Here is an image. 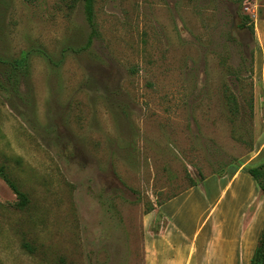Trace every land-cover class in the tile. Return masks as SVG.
I'll use <instances>...</instances> for the list:
<instances>
[{
  "label": "rangeland",
  "instance_id": "374dc122",
  "mask_svg": "<svg viewBox=\"0 0 264 264\" xmlns=\"http://www.w3.org/2000/svg\"><path fill=\"white\" fill-rule=\"evenodd\" d=\"M262 23L264 0H94L93 32L79 0H0V76L16 80L0 91V167L29 199L16 208L0 177V264H144L148 209L208 177L250 181L264 163ZM250 182L256 247L264 190ZM206 185L180 211L190 235L234 189Z\"/></svg>",
  "mask_w": 264,
  "mask_h": 264
},
{
  "label": "crops",
  "instance_id": "0c3cea01",
  "mask_svg": "<svg viewBox=\"0 0 264 264\" xmlns=\"http://www.w3.org/2000/svg\"><path fill=\"white\" fill-rule=\"evenodd\" d=\"M261 28L264 30V23ZM238 173L240 170L228 178L208 177L149 211L145 215L144 264H248L255 249L260 221L246 217L248 203L256 194L250 182L254 178L248 175L249 181L247 176L238 177ZM239 178L243 183L235 184ZM254 182L259 188L256 180ZM206 183L211 184L210 187L225 185L227 191L234 189L227 208L221 209V213L212 219L220 209L217 203L211 205L190 235L182 226L184 221L179 216L180 211L187 200L192 208L199 198L208 197ZM199 188L201 194L197 192Z\"/></svg>",
  "mask_w": 264,
  "mask_h": 264
},
{
  "label": "trees",
  "instance_id": "16d2710c",
  "mask_svg": "<svg viewBox=\"0 0 264 264\" xmlns=\"http://www.w3.org/2000/svg\"><path fill=\"white\" fill-rule=\"evenodd\" d=\"M79 1L83 3V10L85 13V18L88 24L92 27L93 29L92 31L94 32V26H95L94 24V0H79ZM240 20L242 21L243 24H246V22L248 21V16L241 15ZM248 28H249L250 33L254 35L253 25L250 24ZM252 59H253L252 51L249 52L247 55L244 53V55H242L241 57L242 67L243 69H246L248 71V75L246 76L248 80L252 72ZM1 61L2 60L0 59V62ZM18 62L22 63L21 61H18ZM21 65L23 67H26L27 64L26 62H23ZM15 81L16 80L12 72H10V75L7 73L3 74V77L0 76V91L2 92V91H8L9 89H13L14 88L13 84H15ZM227 104H228L229 111L233 116H236L240 112L237 100L235 96H233L232 94L228 98ZM248 106L250 108L252 107L251 102H248ZM247 171L254 178V180H256L259 188L261 190H264V184L261 181V179L264 178V163L250 167L247 169ZM0 177L11 187V189L17 196V200L14 202V206L18 209H23L24 207H26L29 202V199L26 193L21 191L17 187V185L9 177V175L3 171L2 167H0ZM151 209H148L147 212H149ZM248 264H264V223H263V227H262V230L258 238V243L254 249V252Z\"/></svg>",
  "mask_w": 264,
  "mask_h": 264
}]
</instances>
